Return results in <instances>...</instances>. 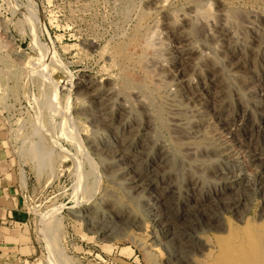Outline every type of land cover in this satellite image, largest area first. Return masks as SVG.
I'll return each instance as SVG.
<instances>
[{
  "label": "rangeland",
  "instance_id": "1",
  "mask_svg": "<svg viewBox=\"0 0 264 264\" xmlns=\"http://www.w3.org/2000/svg\"><path fill=\"white\" fill-rule=\"evenodd\" d=\"M153 1L0 0V119L7 124L8 148L13 159V171L17 178V189L22 197L24 210L28 212L30 217L25 231L29 234L30 242L35 247L36 253L29 258L27 264H51L48 248L52 251L55 264L170 263L169 257H171V254L166 246L158 247L163 254L154 252L151 249L152 242L156 244L155 232L158 231L157 225L153 221L151 222L152 219L148 213H145L146 211L143 208H138L135 202H130L126 198L124 190L116 181L107 180L104 169L101 168L103 167L102 161L96 156V152L90 147V144L88 145L91 133H93L92 122L88 114L90 115L91 113L90 108L93 106L92 103L97 95L96 93L99 90L107 89L110 86L108 84L116 82V85H114L119 89H116L117 92H120L125 98L131 99L129 102L133 103L130 107L137 109L138 112H140V109L137 106L134 107L132 94L130 92L127 94V91L130 90L132 92L136 89V86L138 88L145 87L147 91L144 88L140 89L146 91L150 96L159 133L170 141L171 146L177 150L178 158L185 157L184 149L187 148V145L185 146L184 144L182 146V144L173 141L172 138L176 137V135L173 134L171 123L168 119V108L164 103L166 102V97L163 98L162 96L165 87L172 94L178 92V88L175 87L171 80L168 84H165L166 86L155 83L156 87H153V75L160 71L158 68V70L154 67L152 68L153 62L151 64L150 61L153 59L156 62V58L158 60L163 55L162 51L165 48L172 49L175 45L173 39H170V42L168 41L169 39H164L163 20H165V15H167H164V13H175L174 15L178 16L184 11L187 12L191 3L196 0H165L167 3L164 1L163 7L160 9L152 8L151 4H153ZM214 1L210 0L207 3L208 7L211 5V8L209 7L210 10L206 8V5V7L203 6L204 8L201 11L204 10L205 12L203 11V13H210V15L216 16L217 10ZM246 1H248L247 4L245 3ZM263 2L264 0L221 1L222 4L224 3L223 6L234 14L242 12L243 15H252L256 19L264 18ZM181 3L184 4L182 5ZM241 4L244 8L247 5L248 8L246 7V10L248 12L241 7ZM145 8L147 9L146 11ZM234 10L238 12H234ZM252 12L256 15H253ZM239 14L241 15V13ZM261 20L257 22L259 26L262 23ZM157 22L162 28L156 26ZM261 25V29L264 30V25ZM154 28L161 31L162 33H159L162 36L154 31L153 35L151 30H154ZM133 31L136 32L135 35ZM148 34H152V38ZM135 37L136 46L134 45ZM147 37L148 39H146ZM149 38L152 39L153 44ZM161 44L165 48L161 47ZM118 47L121 48L119 49ZM142 48L143 52L141 53ZM158 49H160L161 54L159 51L154 52ZM156 53H158L156 57L153 56ZM126 55L128 57L124 59ZM137 55H141V58H137ZM145 55L146 59L148 58L147 55L149 56L150 61L145 59ZM136 58L140 61V64L141 61H144L146 65L143 67L142 63L139 65L141 67H139V61L136 62ZM148 62L150 63L149 66ZM114 63L115 66L113 65ZM132 65H135L136 69ZM146 67L149 70L144 69ZM152 71L154 72L152 73ZM118 75L120 76L118 77ZM106 78L109 79L106 81ZM144 79L147 80L145 81ZM160 85L163 86L161 87ZM89 91L94 95L91 96ZM160 96L162 97L160 98ZM181 101L183 100L180 99L177 103L184 104ZM207 110H209L208 114L211 113L213 115L211 107ZM76 112H78V115ZM140 117L143 120L146 119V116L142 114ZM214 119H217V117L214 116ZM216 126L215 128H217L216 130L219 133V130H221L220 126ZM213 128H211L212 130H207L209 136L214 133L213 130L215 129ZM224 134L226 136L225 138L222 136V139L227 141L233 150L236 149L235 151L238 153L257 147L256 143L248 145L249 140L246 143L241 133H237L236 136ZM238 135L239 137L236 139ZM239 138L241 139L239 140ZM228 139L230 140L229 142ZM40 141H42L41 144L43 146L45 145V150L53 152L54 159H49L38 167V162L31 160V157L35 155L34 146L37 143L39 144ZM238 142L240 143L239 145ZM242 146H245V148H242ZM39 169L40 171H38ZM154 194L151 192L149 197L156 199ZM117 199L125 205L128 204L127 209L130 208V211L135 212V216L131 217L132 221L129 220L127 225L124 223V225H116V228L112 229V235L108 237L101 233L97 220H95L96 222L93 220H91L93 222L88 221L87 212L92 215L94 213L101 215L111 210L110 213L114 214L113 200ZM158 201L161 203L160 199ZM262 203H264V200L258 197L247 203L251 213L247 214L246 219L256 222L258 220V223H261L259 217L263 211L261 208L264 209V204ZM119 210L123 211L121 208ZM200 215L199 218L203 224L209 222L210 216L208 213L203 212ZM235 215V212L231 211H227L224 214L223 222L225 227L232 225H234L233 227H243V224L236 221ZM207 217L209 219H205ZM133 224L134 227H132ZM143 225L146 229L143 228ZM147 225L149 226L147 227ZM142 229L146 231L142 233L140 231ZM137 233L142 237L138 236L139 234ZM205 235V241L209 245L212 244V246H215V242L212 241H216V238L226 236L224 233L217 234L214 231H207ZM178 247L175 246L180 252L181 250L179 249L181 247ZM159 254H162L163 257L159 256ZM161 258L165 261L163 262ZM199 260L201 259L195 258L197 264H202ZM171 263L179 264L174 262V259L171 260ZM182 264H185V262H182Z\"/></svg>",
  "mask_w": 264,
  "mask_h": 264
},
{
  "label": "bare ground",
  "instance_id": "2",
  "mask_svg": "<svg viewBox=\"0 0 264 264\" xmlns=\"http://www.w3.org/2000/svg\"><path fill=\"white\" fill-rule=\"evenodd\" d=\"M164 1L154 0L151 4L152 8H162ZM209 1L196 0L193 2L195 4L190 2L189 10L180 12L181 14L178 16L174 15L175 13H164V15L167 14L163 20L166 36L164 39H169V42L170 39H173L175 45L173 44L172 49H166L161 44L162 46H160L165 49L162 51V57L160 56L158 60L156 58V62L153 59L150 61L148 55L147 59L146 55L144 56L147 61L153 62V64L151 63L152 68H158L160 71L158 73L154 69L156 73L153 75V85L155 83L165 85L171 80L178 88V92L172 94L166 90L165 85L162 96L166 97L164 103L168 108H166L169 114L168 119L171 123V130L176 135L174 137L176 140L172 138L173 141L182 144V146L187 145L186 149L183 148L185 157L178 158L177 150L159 133L153 104L145 87L140 88H144L146 91L137 86L136 89H131L132 92L127 91V94L129 92L132 94L129 95L134 100V107L137 106L140 109L138 112L137 109L130 107L133 103L129 102L131 99H127L117 92L116 82L107 83L110 85L107 89L99 90L100 92L95 94L93 106L90 108L91 113L88 114L93 128L88 145L90 144V147L96 152V156L102 161L103 167L101 168L104 169L107 180L116 181L124 190L125 194H123L126 195V198L130 202H135L138 208H143L152 219L151 222L153 221L157 225L156 244L152 242L151 249L154 252L162 253L158 247L166 246L171 254L170 263L174 259V262L179 264L182 262L197 264L195 258H198L201 259L199 261L202 264H264V209L261 208L263 211L259 217L261 223H258V220L256 222L246 219L247 214L251 213L247 203L256 197L264 200V30L260 27L261 24L264 25V18L256 19L252 15H243L242 12H239L241 15L234 14L223 6L222 0L214 1L217 10L214 9L216 16L203 13L204 10L201 11V9L204 8L203 6L206 7ZM247 2L245 3L247 4ZM209 7L211 8V5ZM209 7L207 5L206 8L209 9ZM246 7H243L245 11H247ZM147 9L145 8V11ZM150 11L152 12V10ZM253 15L256 14L253 13ZM260 20L262 23L259 26L257 22ZM156 26L160 27L158 22ZM156 30L154 28L151 31L161 32ZM135 34L136 32H134ZM151 35L148 34L150 38H152ZM136 37L135 41L132 39L134 45ZM158 37L161 38L160 35ZM146 39L144 38V40ZM150 40L152 42V39ZM159 53L161 54L160 51ZM157 54L153 56L156 57ZM141 55H137V58H141ZM124 57L122 58L126 59L128 56ZM137 58L136 62L139 61ZM138 63V66L142 63L143 67L146 65L144 61H141V64L140 61ZM150 63L148 62V66ZM113 65L115 66V63ZM134 66L133 68H135ZM112 68L114 67L112 66ZM107 79L109 78L105 80L107 81ZM166 80L168 81L166 82ZM121 82L123 83V81ZM103 87L105 88V86ZM149 90L151 89L149 88ZM179 97L184 104L177 103L180 100ZM209 107L213 109V115L208 114ZM141 114L146 116L145 120L141 119ZM159 114L161 115V113ZM214 116L217 119H214ZM216 124L220 126L219 133L215 128ZM211 128L215 129L213 131L216 134H211L212 131H210L211 136H209L207 130ZM224 133L233 136L241 133L246 143L249 140L248 145L256 143L257 147L238 153L227 141L222 139V136L224 138L226 136ZM238 137L239 135L235 138L238 139ZM41 142L34 146L35 155L30 156L31 160L38 162V167L45 161L54 159L53 152L45 150V145L43 146ZM243 147L245 148V146ZM151 192L155 193L156 199L149 197ZM159 199L161 203L158 201ZM113 205L110 206L114 207V214L110 213L109 208L110 212L101 215L98 213L92 215L87 212L88 221L97 220L101 233L108 237L112 235V229H115L116 225L123 223L127 225L131 217L135 216V212L130 211V208L127 209L128 204L125 205L117 199L113 200ZM249 206L251 205L249 204ZM119 208L123 211L119 210V212ZM227 211L235 212L236 221L243 224V227H233L234 225L225 227L223 216ZM203 212L210 216V219L205 218L209 219V222L207 221L208 223L205 224L199 218ZM140 217L142 218V216ZM230 218L232 219V217ZM140 231L144 233L146 230ZM207 231H214L217 234L224 233L226 236L218 237L216 241L211 240L215 242V246H212L205 241ZM175 246H180L179 250L181 251L179 252ZM48 251L51 264H55L51 249L48 248ZM162 254L159 256L163 257Z\"/></svg>",
  "mask_w": 264,
  "mask_h": 264
},
{
  "label": "crops",
  "instance_id": "3",
  "mask_svg": "<svg viewBox=\"0 0 264 264\" xmlns=\"http://www.w3.org/2000/svg\"><path fill=\"white\" fill-rule=\"evenodd\" d=\"M7 124L0 119V264H27L35 253L25 227L29 214L18 193Z\"/></svg>",
  "mask_w": 264,
  "mask_h": 264
}]
</instances>
